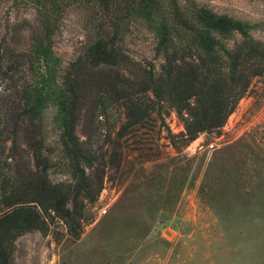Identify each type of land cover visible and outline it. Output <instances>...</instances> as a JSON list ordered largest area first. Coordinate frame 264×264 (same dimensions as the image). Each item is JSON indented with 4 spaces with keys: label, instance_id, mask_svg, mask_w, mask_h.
<instances>
[{
    "label": "rangeland",
    "instance_id": "1",
    "mask_svg": "<svg viewBox=\"0 0 264 264\" xmlns=\"http://www.w3.org/2000/svg\"><path fill=\"white\" fill-rule=\"evenodd\" d=\"M194 1L261 23L252 34L264 42V0ZM13 2L0 0V47L20 64L0 82V138L8 136L0 163L35 170L33 143L39 142L51 164L50 179L70 182L56 107L44 111L40 134L20 117V90L31 78L28 50L37 13ZM91 21L88 6L75 4L64 12L53 45L62 60L60 75L82 52L92 34ZM239 39L237 35L229 45ZM156 44L155 34L138 21L130 23L121 41L131 60L160 69L163 58L156 56ZM118 71L133 77L124 67L103 75ZM137 98L148 101L146 94ZM94 106L90 93L76 132L95 142L97 160L87 174L103 179L98 199L87 206L77 237L54 212L44 213L46 231L17 239L14 264H264V76L252 79L221 130L201 133L187 145L181 136L183 120L166 105L138 123H132L133 109L123 99L102 115Z\"/></svg>",
    "mask_w": 264,
    "mask_h": 264
},
{
    "label": "trees",
    "instance_id": "2",
    "mask_svg": "<svg viewBox=\"0 0 264 264\" xmlns=\"http://www.w3.org/2000/svg\"><path fill=\"white\" fill-rule=\"evenodd\" d=\"M13 1L16 7L30 5L37 13L28 50L31 78L20 90V117L40 134L44 111L50 105L56 107L55 122L72 180L50 179L51 164L39 142L33 143L35 170L25 164L13 168L6 160L0 163V264H14L19 237L46 231L44 213L54 212L77 237L87 206L98 199L103 179L95 181L87 174V168L96 164L95 142L91 137L82 140L76 132L90 93L95 96L94 108L102 110L100 115L114 101L125 100L133 109L132 123L165 105L175 109L184 122L181 136L187 145L201 133L221 130L252 79L264 76V42L252 34L261 23L218 13L194 0ZM75 4L92 9V34L60 75L62 60L54 51V36L64 12ZM132 21L144 23L155 34L156 56L163 58L160 69L131 60L122 49L123 33ZM237 35L240 39L230 46ZM8 55L0 47V82L11 78L20 66L18 58L11 60ZM115 67L130 68L133 77L120 71L103 75ZM141 94L148 96L147 102L137 98ZM7 139L0 138V149Z\"/></svg>",
    "mask_w": 264,
    "mask_h": 264
},
{
    "label": "built area",
    "instance_id": "3",
    "mask_svg": "<svg viewBox=\"0 0 264 264\" xmlns=\"http://www.w3.org/2000/svg\"><path fill=\"white\" fill-rule=\"evenodd\" d=\"M209 147H210V148H214V147H215V144L212 143V144L209 145Z\"/></svg>",
    "mask_w": 264,
    "mask_h": 264
}]
</instances>
